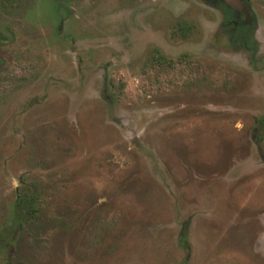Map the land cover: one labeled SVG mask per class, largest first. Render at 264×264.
<instances>
[{
  "label": "rangeland",
  "instance_id": "374dc122",
  "mask_svg": "<svg viewBox=\"0 0 264 264\" xmlns=\"http://www.w3.org/2000/svg\"><path fill=\"white\" fill-rule=\"evenodd\" d=\"M249 4L253 51L202 0H0V264H264Z\"/></svg>",
  "mask_w": 264,
  "mask_h": 264
},
{
  "label": "flooded vegetation",
  "instance_id": "af4514ba",
  "mask_svg": "<svg viewBox=\"0 0 264 264\" xmlns=\"http://www.w3.org/2000/svg\"><path fill=\"white\" fill-rule=\"evenodd\" d=\"M242 6L230 5L226 0H202L204 4L215 8L220 14L219 32L228 35V41L232 50L238 49L253 51L255 46L251 32L256 25L253 10L249 0H237ZM246 7V12L243 7ZM149 62L157 65L168 63L166 57L157 49L153 48L148 56ZM264 117L257 120L258 131L254 137V142L259 148V144L264 142Z\"/></svg>",
  "mask_w": 264,
  "mask_h": 264
},
{
  "label": "trees",
  "instance_id": "16d2710c",
  "mask_svg": "<svg viewBox=\"0 0 264 264\" xmlns=\"http://www.w3.org/2000/svg\"><path fill=\"white\" fill-rule=\"evenodd\" d=\"M264 120V119H263ZM34 201L32 198H20L16 203V209L22 210L25 216H32L34 213Z\"/></svg>",
  "mask_w": 264,
  "mask_h": 264
},
{
  "label": "water",
  "instance_id": "95a60500",
  "mask_svg": "<svg viewBox=\"0 0 264 264\" xmlns=\"http://www.w3.org/2000/svg\"><path fill=\"white\" fill-rule=\"evenodd\" d=\"M226 1H227L230 5H236V6H238V7H241V6H242L241 2H238L237 0H226ZM243 9H244L245 12L247 11L245 6L243 7Z\"/></svg>",
  "mask_w": 264,
  "mask_h": 264
}]
</instances>
